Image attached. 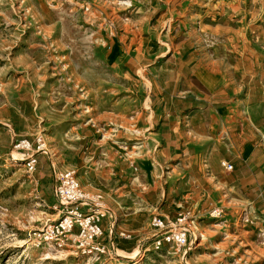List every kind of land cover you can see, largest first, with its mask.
I'll return each mask as SVG.
<instances>
[{"label":"rangeland","instance_id":"1","mask_svg":"<svg viewBox=\"0 0 264 264\" xmlns=\"http://www.w3.org/2000/svg\"><path fill=\"white\" fill-rule=\"evenodd\" d=\"M253 1L0 0V121L12 138L10 151L0 156V264H264V232L251 237L241 218L225 221L223 213L212 218L193 211L197 229L192 226L184 255L171 246L156 250L150 225L139 246L108 248L99 259L74 248L31 245L42 225L58 216L51 175L39 178L38 157L41 167H67L81 129L91 125L100 138L122 145L128 159L142 156L147 148L137 118L140 106H149V65L174 47L175 23L192 27L206 62L223 67L230 48L220 15L239 16ZM16 94L34 96L37 125L30 132L41 134L48 149L36 154L31 173L12 150L14 137L27 134H14L1 117Z\"/></svg>","mask_w":264,"mask_h":264},{"label":"crops","instance_id":"2","mask_svg":"<svg viewBox=\"0 0 264 264\" xmlns=\"http://www.w3.org/2000/svg\"><path fill=\"white\" fill-rule=\"evenodd\" d=\"M263 7L256 0L239 16L221 13L218 27L230 48L223 67L206 62L197 33L178 19L169 35L174 47L149 65V106H140L137 118L147 148L142 156L128 159L122 145L100 138L92 125L81 129L63 169L73 168L86 191L102 195L108 208L100 221L102 241L109 248L139 246L154 214L174 219L189 209L203 216L212 206L222 208L225 221L241 218L249 236L264 232ZM12 101L2 119L14 134L24 129L19 134L32 140L34 96L16 94ZM4 124L0 121V156L11 149ZM38 158L44 169L39 178L51 175L54 197L58 169L41 167ZM225 160L230 170L221 166ZM122 231L131 238H121Z\"/></svg>","mask_w":264,"mask_h":264},{"label":"built area","instance_id":"3","mask_svg":"<svg viewBox=\"0 0 264 264\" xmlns=\"http://www.w3.org/2000/svg\"><path fill=\"white\" fill-rule=\"evenodd\" d=\"M12 150L22 154L26 172L34 171L37 153H48L47 144L41 134H35L32 140L25 137H14ZM224 169L230 170L232 164L221 161ZM53 192L58 216L44 223L31 240L33 246H48L55 249H71L83 257L102 258L108 251V243L102 241L103 229L100 221L105 218L108 208L100 193L86 191L80 184L73 168L55 170ZM223 210L212 206L208 216L220 218ZM194 212L189 209L179 211L174 219L161 214H154L149 224L155 230L151 239L153 247L158 250L171 246L174 251L186 254L191 248L189 237L195 222ZM121 238H131L126 232H119Z\"/></svg>","mask_w":264,"mask_h":264},{"label":"bare ground","instance_id":"4","mask_svg":"<svg viewBox=\"0 0 264 264\" xmlns=\"http://www.w3.org/2000/svg\"><path fill=\"white\" fill-rule=\"evenodd\" d=\"M193 229H194V230L197 229L195 224H194ZM46 248H47V247H46ZM45 252H46V254H51V253H50V249H45Z\"/></svg>","mask_w":264,"mask_h":264}]
</instances>
